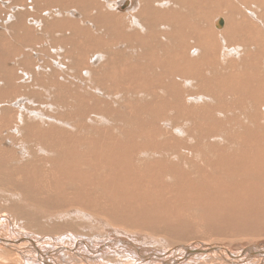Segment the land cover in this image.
Returning a JSON list of instances; mask_svg holds the SVG:
<instances>
[{
	"label": "rangeland",
	"instance_id": "1",
	"mask_svg": "<svg viewBox=\"0 0 264 264\" xmlns=\"http://www.w3.org/2000/svg\"><path fill=\"white\" fill-rule=\"evenodd\" d=\"M251 1L239 7L247 6L248 17L262 15L264 8ZM139 4L0 0V234L34 239L54 251L48 258L54 264H162L143 262L138 251L175 260L202 245L227 249L236 259L223 252L194 255L184 264H260L262 258L245 249L264 247V208L245 205L236 192L248 185L263 191L264 173L258 165L241 172L233 158L258 157L254 143L264 153V102L228 95L226 81L245 72L243 56L236 52L230 57L236 64L220 59L214 70L206 68L218 85L196 80L195 72L187 76L166 60L177 40L151 36L150 24L136 15ZM216 9L210 29L224 38L227 20ZM219 19L224 24L217 28ZM103 150L125 152L136 170L100 163ZM226 155H235L229 165ZM126 171L128 184L116 183ZM4 250L0 264H44L27 245Z\"/></svg>",
	"mask_w": 264,
	"mask_h": 264
},
{
	"label": "bare ground",
	"instance_id": "2",
	"mask_svg": "<svg viewBox=\"0 0 264 264\" xmlns=\"http://www.w3.org/2000/svg\"><path fill=\"white\" fill-rule=\"evenodd\" d=\"M131 1V0H130ZM221 1H224V3L222 4ZM239 1V2H238ZM252 2L251 0H140V4L139 7L136 9V15L139 19H143L146 21V23H149L150 26V35L151 36H160L162 35L161 38H169V39H176L177 40V44H176V50L174 51L173 55L171 56L170 53L166 54L168 55V58H166V60L168 59V61H170L169 63L171 64L172 68H177L180 69V71L182 73H184L187 76H191L193 72H195L196 76L200 77L199 79H196V77H194L196 80H207L209 82H211L212 84H216L215 83V78L214 76H211V71L208 72L207 71V67H210V69L214 70L215 65L217 66L218 62L220 61V59H227V60H231L230 57L234 58V56L236 55V52H238L241 56H243L244 61L245 62V66L242 67L244 68L241 70L240 74L238 73V76H229L226 81L229 82V84L231 85L232 88H230L229 90V94L234 93L236 95V93L238 94H242L243 97V103L246 102V97L253 99L256 103L261 104L260 102L263 100L264 102V10H263V14L259 15V16H255L254 14L252 15L250 13V16L248 17V14L246 13V11L244 9H246L245 6L244 9H242L241 7H239V4L245 5V3L242 2ZM255 2V0H253ZM55 2V1H54ZM218 2V3H217ZM256 2L259 5V7L264 8V0H256ZM248 3V4H250ZM256 3V4H257ZM129 1L125 2V5H128ZM254 4V3H253ZM249 6V5H248ZM88 7V6H87ZM110 7H114L109 6ZM214 7H217V9L215 10V12L219 13L220 11V15L225 16L226 20H227V27L226 30L224 31V33L222 34L220 32V35L222 34V37L219 36L218 34L215 35V33H213L210 29V25L214 20L213 17V11H214ZM250 7V6H249ZM248 7V10H249ZM254 8V7H253ZM252 9V8H250ZM257 9V8H256ZM81 11V10H80ZM259 11V10H258ZM249 13V11H247ZM252 12V11H251ZM256 12V11H255ZM258 13V12H257ZM256 13V14H257ZM261 14V13H260ZM90 15V14H89ZM105 15V14H104ZM119 15V14H118ZM218 16V15H217ZM263 16V17H262ZM54 17V16H53ZM73 17V16H72ZM69 19V18H68ZM213 19V20H212ZM61 20V18H60ZM216 20V19H215ZM222 19L217 20L216 22V26L218 25V22H220ZM71 21V20H70ZM69 21V22H70ZM223 21V20H222ZM53 22V21H52ZM64 22V21H63ZM95 22V21H94ZM57 23V22H56ZM62 23V22H61ZM82 24V23H81ZM213 24V23H212ZM224 24V21H223ZM46 25V24H45ZM51 25V24H50ZM132 25V24H131ZM63 26V25H62ZM160 26L161 29H163V32L160 31L158 32L157 27ZM223 26V25H222ZM220 26V27H222ZM72 27V26H71ZM74 27V26H73ZM133 27V26H132ZM217 26V28H220ZM10 28V27H9ZM79 28V27H78ZM19 29V28H18ZM83 29V28H82ZM141 29V28H140ZM129 30V29H128ZM145 30V29H144ZM141 31V30H140ZM138 31V33L140 32ZM13 32V31H12ZM11 32V33H12ZM33 33V32H32ZM142 33V32H141ZM213 33V34H212ZM82 35V34H81ZM150 36V37H151ZM215 36L218 40L215 41ZM11 37V36H10ZM220 37V38H219ZM221 39H225L226 42L223 44L225 45V48L222 47L220 41ZM11 40V39H10ZM95 40V39H94ZM35 41V40H34ZM76 41V40H75ZM12 42V41H11ZM141 42V41H140ZM137 43V42H136ZM227 46V47H226ZM225 49V51H223L222 53L219 52L220 49ZM1 48V47H0ZM150 48V47H149ZM244 48L243 51H241L240 49ZM27 49V48H26ZM4 50V49H3ZM46 50V49H45ZM2 51V50H1ZM107 51V50H106ZM200 51V52H199ZM153 52V51H152ZM173 52V51H172ZM197 53V54H196ZM211 56V57H209ZM258 56L261 57V59L263 60L262 63H260V61L257 59ZM14 58V57H13ZM184 58H186V63L185 65H183V63H181L182 65L178 64V61H182L184 60ZM242 58V57H241ZM114 59V58H113ZM200 59L203 60V62H208V64L206 65H202L200 66L198 61H200ZM242 59V60H243ZM260 59V58H259ZM235 60V59H234ZM231 60V62L233 61L234 64L235 61ZM196 62V65H195ZM227 62V61H226ZM230 62V63H231ZM9 63V62H8ZM220 63H223L220 61ZM241 64V62H239ZM6 65V64H5ZM13 65V64H12ZM228 65V64H227ZM233 65V64H232ZM235 65H233L234 68ZM239 66V65H238ZM226 67V64H225ZM228 67V66H227ZM230 67V66H229ZM220 68V65L219 67ZM231 68V69H233ZM237 68V67H236ZM241 68V66H240ZM225 69V68H223ZM239 69V68H238ZM253 69V70H252ZM104 70V69H103ZM173 70V69H171ZM227 70V69H225ZM234 70V69H233ZM12 71V70H11ZM230 71V70H229ZM236 71V70H235ZM100 72V71H99ZM175 72V71H174ZM203 72H205V74L203 75ZM215 72V71H214ZM220 72V71H219ZM225 72V71H224ZM210 73V74H209ZM221 73V72H220ZM228 73V72H226ZM229 74V73H228ZM216 75V74H215ZM237 75V74H236ZM195 76V75H194ZM111 80V79H110ZM204 80V81H205ZM226 81H224L226 83ZM105 82V81H104ZM109 82V81H108ZM208 82V84H210ZM218 82V81H217ZM223 82V83H224ZM41 83V82H40ZM201 83V82H200ZM11 84V83H10ZM211 84V85H212ZM213 84V86H214ZM218 85V84H216ZM222 85V84H221ZM220 85V86H221ZM254 85H256V87H254ZM14 86V85H13ZM200 86V85H199ZM199 86L197 85V88H199ZM203 86V85H202ZM206 86V85H205ZM210 86V85H209ZM185 87V86H184ZM217 87V86H216ZM226 87V86H224ZM207 88V87H206ZM210 88V87H209ZM219 88V87H218ZM11 89V88H10ZM97 89V88H96ZM186 89V88H185ZM222 89V88H220ZM224 89V88H223ZM228 89V88H227ZM12 90V89H11ZM190 90V89H189ZM200 90V89H198ZM226 90V88H225ZM25 91V90H24ZM30 91V90H29ZM202 91V89H201ZM199 91V92H201ZM204 91L206 92L207 90L204 89ZM210 91V89L208 90ZM215 91V90H214ZM217 91V90H216ZM215 91V93H216ZM224 91V90H223ZM16 92V91H15ZM219 92V91H218ZM224 92H228V91H224ZM28 93V92H27ZM192 93V92H191ZM213 93V92H212ZM220 93V92H219ZM222 93V92H221ZM202 94V93H200ZM210 93H208L209 95ZM226 94V93H225ZM171 95V94H170ZM226 95V98L227 96ZM234 95V96H235ZM241 95V96H242ZM8 96V95H7ZM179 96V94H178ZM17 97V96H16ZM38 97V96H37ZM175 98V97H174ZM182 98V97H181ZM225 98V97H224ZM230 98V96H229ZM233 98V97H232ZM2 99V98H1ZM37 99V98H36ZM86 99V98H85ZM222 99V98H221ZM236 99V98H235ZM239 99V98H238ZM242 99V98H241ZM4 100V99H3ZM159 100V99H158ZM157 100V101H158ZM170 101V100H169ZM224 101V100H223ZM40 102V101H39ZM165 102V101H164ZM233 102V101H232ZM241 102V101H240ZM172 103V102H171ZM183 103V102H182ZM230 105V102H227ZM234 103V102H233ZM242 103V104H243ZM168 104V103H167ZM181 105V102L179 103ZM185 104V103H183ZM232 104V103H231ZM235 104V103H234ZM233 104V105H234ZM236 104H238L236 102ZM235 104V105H236ZM263 104V103H262ZM155 105V104H154ZM172 105V104H171ZM234 105V106H235ZM241 105V103H240ZM251 105V104H250ZM164 106V104H163ZM162 106V107H163ZM166 106V105H165ZM185 106V105H184ZM239 106V104L237 105V107ZM183 107V106H182ZM210 107V106H209ZM208 107V108H209ZM242 107V106H241ZM248 107V106H247ZM258 107V106H257ZM263 107V106H262ZM185 108V107H184ZM245 108V107H242ZM251 107H249L248 109H250ZM240 109V108H238ZM237 109V110H238ZM261 109V108H260ZM159 110H162L161 107L159 108ZM224 110V109H223ZM232 110V109H231ZM254 110V108H253ZM33 111V110H32ZM193 111V110H192ZM202 111V110H201ZM181 112V111H180ZM35 113V112H34ZM210 115V114H209ZM224 115V114H223ZM52 118V117H51ZM175 118V117H174ZM209 118V117H208ZM264 118V117H263ZM58 119V118H57ZM165 119V118H164ZM39 121V120H38ZM47 121V120H46ZM176 121V120H175ZM13 123V122H12ZM22 123V122H21ZM33 123V122H32ZM41 123V121H40ZM131 123V122H130ZM160 125V123H159ZM162 125V124H161ZM130 126V125H129ZM230 126V125H229ZM21 127V126H20ZM49 127V126H48ZM212 127V126H211ZM262 127V126H261ZM44 128V127H43ZM79 128V127H78ZM160 128V127H159ZM221 128V127H220ZM230 128V127H229ZM232 128V127H231ZM230 128V129H231ZM257 128V127H256ZM263 128V127H262ZM261 128V129H262ZM163 129V128H162ZM264 129V128H263ZM262 129V130H263ZM25 130V129H24ZM202 130V129H201ZM200 130V131H201ZM23 131V130H22ZM217 131V130H216ZM251 131V130H250ZM261 131V130H260ZM45 132V131H44ZM156 132V131H155ZM220 132V131H219ZM248 132V131H247ZM255 132V131H254ZM41 134V133H40ZM53 134V133H52ZM97 134V133H96ZM158 134V133H157ZM39 135V134H38ZM50 135V133L48 134V136ZM206 135V134H205ZM246 135V134H244ZM253 135V134H252ZM43 136V135H41ZM97 136V135H96ZM52 137V136H51ZM59 137V136H58ZM56 136V138H58ZM151 137V136H150ZM214 137V136H213ZM247 137V136H246ZM50 138V136L48 137ZM131 138V137H130ZM202 138V137H201ZM240 138V137H239ZM251 138H258L261 139L262 136H255V137H251ZM64 139V138H63ZM264 139V138H263ZM53 141V139H51ZM249 140V139H248ZM137 142V141H136ZM183 142V141H182ZM256 142L253 139V143ZM259 142V141H258ZM1 143V142H0ZM201 143V142H200ZM205 143V142H204ZM234 143V142H233ZM232 143V144H233ZM248 143V142H247ZM257 143V142H256ZM262 143V142H261ZM3 144V143H2ZM52 144V143H51ZM150 144V143H149ZM249 144V143H248ZM259 144V143H258ZM206 145V144H205ZM228 145V144H227ZM231 145V143H230ZM54 146V145H53ZM86 146V145H85ZM151 146V145H150ZM162 146V145H161ZM204 146V145H203ZM203 146L202 149H203ZM1 147V145H0ZM228 147V146H226ZM233 147V145H232ZM248 147V146H247ZM255 143H254V149H253V156H258V157H254V159H250L249 157H239L232 155V156H228V159L225 158V162L227 163L233 156H235L233 159H236L235 161L239 160L241 161V166L243 167V169L241 168L240 171L241 172H245L246 170H249L252 168L251 166H256L260 169L261 173H264V153L261 152L257 147L258 150L255 149ZM110 149H112V147H109ZM231 148V146H230ZM250 148V147H249ZM253 148V147H251ZM141 149V148H140ZM261 149V148H260ZM48 150V149H47ZM46 150V151H47ZM107 150V149H106ZM148 150V149H147ZM163 150V149H162ZM256 150V151H255ZM262 150V149H261ZM113 151V150H112ZM115 151V150H114ZM122 151V150H121ZM229 151V150H228ZM86 152V151H85ZM101 152V150H100ZM103 153H99L98 155V160L100 159L101 162L100 163H104L106 162L108 165H110L114 170L117 169L119 171V169H124L123 172L127 169L130 170V173L132 170H136V167L134 166L132 159L130 160L128 155L124 152L121 153L119 152H111V153H104L106 151H102ZM126 152H130V151H126ZM168 152V151H167ZM235 152V151H234ZM237 152V151H236ZM132 153V152H131ZM148 153V152H147ZM153 153V152H152ZM231 153V152H230ZM247 153V152H245ZM263 153V154H262ZM97 154V153H96ZM144 154V153H143ZM206 154V153H205ZM204 154V155H205ZM209 154V153H208ZM218 154V153H217ZM224 153H222L223 155ZM226 154V153H225ZM241 154V153H240ZM78 155V154H77ZM149 155V154H144V158ZM193 155V154H192ZM11 156V155H10ZM85 156V155H84ZM152 156V154L150 155ZM160 156V155H159ZM225 156V157H226ZM246 156V155H245ZM73 157V155H72ZM71 157V158H72ZM136 157V156H135ZM149 157V156H147ZM146 157V158H147ZM201 157V156H200ZM139 158V156L137 157ZM150 158V157H149ZM155 158V157H154ZM192 158V157H191ZM224 158V157H223ZM90 159V158H88ZM92 159V157H91ZM140 159V158H139ZM153 159V157L151 158ZM150 159V160H151ZM156 159V158H155ZM154 159V160H155ZM201 159V158H200ZM250 159V160H249ZM87 160V159H86ZM223 160V159H222ZM104 161V162H102ZM136 161V160H135ZM134 161V162H135ZM71 164V159L70 161L68 160L66 163ZM214 162V161H213ZM140 163V161H139ZM161 163V162H160ZM209 164V163H208ZM207 164V165H208ZM100 165V164H99ZM106 165V164H104ZM187 165V164H186ZM227 165H229V162L227 163ZM238 165V164H236ZM14 166V165H13ZM63 166V164H62ZM109 166V167H110ZM140 166V165H139ZM151 166V165H150ZM150 166H144V167H150ZM154 166V165H152ZM151 166V169H152ZM156 166V165H155ZM23 167V166H22ZM68 166H64V170H66ZM135 167V168H134ZM162 167V166H161ZM185 167V166H184ZM229 166H226V168H228ZM236 167V166H234ZM247 167V168H246ZM71 170V167H68ZM107 168V167H106ZM141 168V167H140ZM165 168V167H164ZM188 168V167H187ZM102 169V168H101ZM100 169V170H101ZM150 168H148L149 170ZM150 169V170H151ZM161 169V168H160ZM189 169V168H188ZM205 169V168H203ZM236 170V168H234ZM16 170V169H15ZM98 170V169H97ZM155 170V169H154ZM147 171V170H146ZM159 171V170H158ZM164 171V170H163ZM173 171V169H172ZM23 172V170H22ZM81 172V171H80ZM83 172V170H82ZM122 172V170H121ZM137 172V171H136ZM135 172V173H136ZM62 173V172H61ZM84 173V172H83ZM111 173V172H110ZM113 173V172H112ZM134 173V172H133ZM212 173V172H211ZM71 174V173H70ZM187 174V173H186ZM77 175V174H76ZM116 175V174H115ZM128 175L127 171L126 173H120L121 178L119 179L118 176H116V178L114 177V179H116L117 181H115L116 183L118 182H122L124 184H126L128 182ZM139 175V173H138ZM183 175V174H182ZM109 176V175H108ZM132 176V175H131ZM142 176V175H141ZM146 176V174H145ZM181 176V175H180ZM244 176V175H243ZM75 177V174L74 176ZM80 177V176H79ZM82 177V176H81ZM80 177V178H81ZM84 177V176H83ZM100 177V176H99ZM112 177V176H111ZM147 177V176H146ZM185 177V176H184ZM254 177V176H253ZM132 179L133 176L131 177ZM136 178V177H135ZM142 178H145L144 176ZM213 178V177H212ZM263 178V177H262ZM76 179V178H75ZM79 179V178H78ZM111 179V178H110ZM149 179V178H148ZM248 180V179H247ZM184 181L187 182V179H184ZM70 182V181H69ZM113 182V181H112ZM115 182H113L112 184H114ZM183 183V180L181 181ZM185 182V183H186ZM82 183V182H80ZM110 183V182H109ZM115 183V184H116ZM110 183V186L112 185ZM128 184V183H127ZM145 184V183H144ZM143 184V185H144ZM121 185V184H120ZM141 185V184H140ZM67 186V185H66ZM116 186V185H115ZM251 186V185H250ZM249 185L247 187H245V191H239L236 192V196L238 198H241V200L246 204H252L254 205V207L257 208H264V202L262 200V198L264 199V190L263 191H257L259 190L258 188H252L255 189L256 191H252L251 187ZM142 187V186H140ZM139 187V188H140ZM186 187V185H185ZM256 187V186H255ZM260 187V186H259ZM111 188V187H110ZM119 188V187H118ZM128 188V187H127ZM135 188H137L135 186ZM196 188V187H195ZM246 188H249V190L251 191H247ZM264 188V187H263ZM120 189V188H119ZM123 189V188H121ZM141 189V188H140ZM139 189V190H140ZM144 189V188H143ZM141 189V190H143ZM136 190V189H135ZM134 190V191H135ZM138 190V189H137ZM171 190V189H170ZM125 191V190H122ZM188 194V190H184L182 192H186ZM120 192V191H119ZM128 192V191H127ZM133 192V191H131ZM195 192H198L197 190ZM73 193V192H72ZM81 193V192H79ZM84 193V192H83ZM125 193V192H124ZM135 193V192H134ZM143 193V192H142ZM204 193V192H203ZM71 194V193H70ZM194 194V192H193ZM82 195V194H80ZM87 195V194H86ZM195 195V194H194ZM136 196V195H135ZM141 196V195H140ZM144 196V195H143ZM96 198V197H95ZM98 198V197H97ZM247 198L253 199L252 203H249V201L247 200ZM84 199V197H83ZM102 199V198H101ZM108 199V198H106ZM76 201H79L76 200ZM109 201V200H108ZM107 201V202H108ZM122 201V200H121ZM120 201V202H121ZM124 201V200H123ZM126 202V201H125ZM71 206V204H70ZM81 206V203H80ZM83 206V204H82ZM136 207V206H135ZM236 207V206H235ZM250 207V206H248ZM237 208V207H236ZM142 209V208H141ZM253 210V207L251 208ZM248 209V210H251ZM255 209V210H256ZM98 213V212H97ZM140 213V211H139ZM247 213V212H246ZM254 213V212H253ZM160 214V213H159ZM257 214V211H256ZM173 215V214H172ZM99 219V218H98ZM167 220V219H166ZM1 224V223H0ZM15 226V225H14ZM1 227V226H0ZM171 227V226H170ZM142 230V229H141ZM15 237V236H14ZM38 237V236H37ZM145 237V236H144ZM8 238V237H6ZM3 236H1L0 234V249H2V252L5 251L4 249H11V248H15V245L18 246V244L22 245L24 244L27 245V247H30L34 250V252L36 253V255L38 257H40L43 261L44 264H54L53 262L49 261L48 258L51 257L54 254V251L52 250H47L45 248H43L42 246H40L37 241H35L34 239L29 238H19L15 241H12L10 239H6ZM123 241H121L122 243ZM122 244H125L124 242ZM251 245V244H250ZM45 246V245H44ZM200 246V245H199ZM135 247V246H134ZM182 247V246H181ZM186 247V246H185ZM196 247V246H195ZM216 247V246H215ZM214 246H200L199 248H192L189 247V250L193 251H197V250H202V253H189L188 256L185 257H180V258H175V260L172 259H164L163 257L159 256L156 253H149V255H144L143 252L138 251L140 253V256L142 258L143 262L147 263V259L148 258H157L159 261H162V264H184L185 261L187 260H191L190 258L193 257L194 255H205V254H212L215 255V253H222L226 252L225 255H229L231 257V260H235L236 256H234L232 254V252H230L227 249H222L221 247H216ZM62 248L63 247H59ZM65 248V247H64ZM184 248V246L182 247V249ZM179 249V248H178ZM22 250V249H21ZM136 250H138L136 248ZM172 250V249H171ZM177 250V249H176ZM175 250V251H176ZM17 251V250H16ZM72 251V250H71ZM245 251L247 252H251L252 251L255 252L258 256H260L261 262L260 264H264V247L261 246V249L259 248V246H252V247H247L245 249ZM246 252V253H247ZM62 253V252H61ZM104 253V252H103ZM180 253V250H179ZM186 253V252H185ZM184 253V254H185ZM214 253V254H213ZM19 254V253H18ZM163 254V253H162ZM168 254V253H167ZM57 255V254H56ZM219 255V254H217ZM220 255V256H221ZM224 255V256H225ZM227 255V256H228ZM36 256V257H37ZM223 256V257H224ZM17 257V256H16ZM229 257V258H230ZM254 257V255L252 256ZM256 257V256H255ZM20 258V257H19ZM195 258V257H194ZM22 259V258H21ZM193 259V258H192ZM254 259V258H253ZM52 260V259H50ZM225 260V259H224ZM32 262V261H31ZM226 262H229L228 259ZM186 263V262H185ZM232 263V262H231ZM237 263V262H236ZM235 264V263H233Z\"/></svg>",
	"mask_w": 264,
	"mask_h": 264
},
{
	"label": "water",
	"instance_id": "3",
	"mask_svg": "<svg viewBox=\"0 0 264 264\" xmlns=\"http://www.w3.org/2000/svg\"><path fill=\"white\" fill-rule=\"evenodd\" d=\"M222 25H223V21L221 20L220 22H218V25L217 26L220 27ZM188 252L189 253H194V252L195 253H202V250H197V251H193V252H192V250H189Z\"/></svg>",
	"mask_w": 264,
	"mask_h": 264
}]
</instances>
